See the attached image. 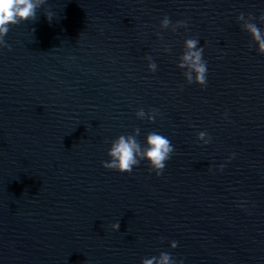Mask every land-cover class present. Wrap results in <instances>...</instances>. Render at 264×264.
<instances>
[{"label":"water","instance_id":"95a60500","mask_svg":"<svg viewBox=\"0 0 264 264\" xmlns=\"http://www.w3.org/2000/svg\"><path fill=\"white\" fill-rule=\"evenodd\" d=\"M240 13L264 31V0H45L35 20L10 26L0 264H141L161 252L264 264V55ZM165 15L187 27L162 30ZM188 38L204 48L205 87L177 67ZM140 109L157 110L154 122ZM136 128L142 145L155 131L174 146L162 175L146 160L131 173L102 166Z\"/></svg>","mask_w":264,"mask_h":264},{"label":"clouds","instance_id":"9594fccd","mask_svg":"<svg viewBox=\"0 0 264 264\" xmlns=\"http://www.w3.org/2000/svg\"><path fill=\"white\" fill-rule=\"evenodd\" d=\"M45 3V0H0V48H9L5 41V36L9 32L10 26L17 25L24 21L35 20L37 9ZM46 18L51 21L50 14ZM257 17L249 14L247 19L244 13H240L237 17L242 22L243 30L247 31L252 40L255 42L257 52L264 55V31H262L255 21ZM261 24H264V13L258 17ZM160 28L171 29L176 32L180 27H187L186 21H177L173 24L170 18L165 15L160 21ZM157 35H160L159 33ZM162 38V37H161ZM197 38H188L184 41V51L179 57L177 67L184 70V77L187 83H196L201 87L207 85V62L203 59L204 48L198 46ZM165 52H170V48L165 46ZM149 61L148 69L151 72L157 70V64L152 61L150 56L146 57ZM157 110H151V114H146L143 109L136 112L139 119H145L154 122ZM140 135V129L136 128L132 134L120 135L111 142L108 151L109 161L102 162V166L109 170H116L121 173H131L134 166H138L142 160H146L150 166V171L155 172L157 176L162 175L166 162L174 153V146L171 141L162 134L157 132H149L146 135L145 143L142 145L137 137ZM197 140L204 144L211 142V137L204 131L197 134ZM231 159V157H230ZM223 165H221V169ZM211 170V169H209ZM119 222L113 223L111 228L118 231ZM178 242L171 241L170 247L175 249ZM141 264H183V261H176L170 253L161 252L158 257L145 258Z\"/></svg>","mask_w":264,"mask_h":264}]
</instances>
